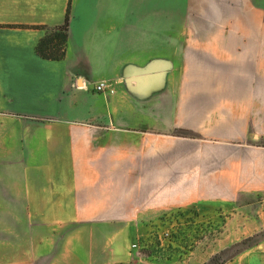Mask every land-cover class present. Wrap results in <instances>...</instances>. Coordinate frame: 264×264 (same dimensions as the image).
<instances>
[{
    "label": "crops",
    "instance_id": "1",
    "mask_svg": "<svg viewBox=\"0 0 264 264\" xmlns=\"http://www.w3.org/2000/svg\"><path fill=\"white\" fill-rule=\"evenodd\" d=\"M68 9L64 56H40ZM219 203L228 231H264V0H0V231L29 237L17 264H204L220 249L131 245L156 248L188 212L216 231ZM219 264H264V237Z\"/></svg>",
    "mask_w": 264,
    "mask_h": 264
},
{
    "label": "rangeland",
    "instance_id": "2",
    "mask_svg": "<svg viewBox=\"0 0 264 264\" xmlns=\"http://www.w3.org/2000/svg\"><path fill=\"white\" fill-rule=\"evenodd\" d=\"M216 210L218 214L215 220L216 231H199L198 226L196 227L197 224L194 223V216L189 215L188 212L185 216L183 215V227L177 222V231H168L170 235L164 240V243L172 240L176 245L183 247L184 252L187 253L194 251L197 247L207 251V256L213 250L220 249L204 263L219 264L240 249L256 246L258 241L264 237V231H228L227 218L232 215L234 210L225 203H219ZM239 224L236 222L235 226L237 227ZM33 232L32 239H34ZM25 238L29 239V237H25L24 231H0V243H3L4 240V243L11 247V251H6V264L19 262L20 252L14 251V249L18 247V244L24 243ZM177 250L178 248L175 249V255L178 254Z\"/></svg>",
    "mask_w": 264,
    "mask_h": 264
},
{
    "label": "trees",
    "instance_id": "3",
    "mask_svg": "<svg viewBox=\"0 0 264 264\" xmlns=\"http://www.w3.org/2000/svg\"><path fill=\"white\" fill-rule=\"evenodd\" d=\"M68 13L69 9L67 10V14L62 26L53 29L45 28L46 33L36 46V51L38 54H40V56L52 59H61L64 56L66 43L65 30L68 24ZM59 28L62 29V31H60ZM153 244L156 248L150 249V256L154 254L163 256V252H161L158 248V242L154 240Z\"/></svg>",
    "mask_w": 264,
    "mask_h": 264
},
{
    "label": "built area",
    "instance_id": "4",
    "mask_svg": "<svg viewBox=\"0 0 264 264\" xmlns=\"http://www.w3.org/2000/svg\"><path fill=\"white\" fill-rule=\"evenodd\" d=\"M110 85L104 81H100L95 85V89L97 91H107L109 93L113 92V89L109 87ZM170 235L168 231H165L161 234V236L157 237L158 246H164V240ZM132 249L136 252V255L140 258H148L150 257L149 254V246L148 245H140L138 243H134L131 245Z\"/></svg>",
    "mask_w": 264,
    "mask_h": 264
}]
</instances>
